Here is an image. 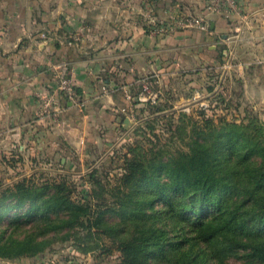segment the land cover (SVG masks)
Wrapping results in <instances>:
<instances>
[{
	"label": "rangeland",
	"instance_id": "obj_1",
	"mask_svg": "<svg viewBox=\"0 0 264 264\" xmlns=\"http://www.w3.org/2000/svg\"><path fill=\"white\" fill-rule=\"evenodd\" d=\"M181 41L184 47L180 50L182 64L178 75L166 78L162 86H152V92L159 93L158 101L141 102L138 88V100L123 113L118 125L98 129L94 137H90L92 140L88 139L81 148L73 146L65 131L58 132L53 133L58 139L56 144L47 142V148L38 149V153L16 165L10 161L0 164V195L24 179L32 180L39 188L50 186L40 190L39 197L11 213L12 216L6 215L3 229L9 225L7 218L13 219L39 205L41 196L46 191L52 193L51 186L55 183L65 184L72 200L87 210L75 228L56 236L51 230L49 237L54 235V238L44 252L34 257L0 258V264H123L118 244L141 232L159 238L158 231L148 232L149 228L155 227L168 231L171 243L178 239L180 230L192 233L186 249L194 256L200 254L202 259L200 262L194 258L186 259L182 264H264L260 260H250L242 249L231 253L224 233L212 243L195 239L198 233L195 227L184 220L178 223L171 212L164 211L167 204L157 189V183L143 182L144 178L152 176L161 184L167 183V193L175 200L176 206L187 207L189 202L184 196L178 199L180 194L174 192L176 185L168 177L164 165L173 163L180 154L207 148L213 156L216 175L228 189L232 187V194L259 192L264 197V186H257L250 180L260 174V163H264V151L255 145H264V109L237 99L236 91L234 99L226 101L221 85L223 73L219 67L211 65L215 57V63L222 61L221 52L212 53L204 35L195 31L194 37ZM194 44L195 48L192 47ZM202 59L207 61L201 63ZM131 161L142 164L143 168L137 172L136 180L125 183L124 175ZM255 169L257 174L253 175ZM4 203L9 204L4 206L1 203L0 208H9L11 201ZM256 205L245 213L246 207L238 203L229 207L224 217H220L217 208L206 207L202 215L209 213L211 223L217 227L229 220L250 221L254 228L252 236L259 246L264 247V222L257 219V215L263 212L264 203ZM66 215L69 214L57 212L45 222H56L54 218L61 221ZM189 215L188 212L184 219L191 223ZM89 219L91 222L101 219V226H90ZM40 226L42 224L38 221L26 229L36 234L40 232ZM112 228L113 235L104 232V229ZM175 249L176 246L172 245L163 251L157 250L150 257V263L174 264L180 255ZM218 253L223 255L222 260L215 256Z\"/></svg>",
	"mask_w": 264,
	"mask_h": 264
},
{
	"label": "crops",
	"instance_id": "obj_2",
	"mask_svg": "<svg viewBox=\"0 0 264 264\" xmlns=\"http://www.w3.org/2000/svg\"><path fill=\"white\" fill-rule=\"evenodd\" d=\"M208 2L0 0V164L16 165L47 148V142L56 144L58 132L65 131L79 149L98 129L118 125L138 100L143 78L150 76L154 85L162 86L166 78L178 75L184 47L180 42L195 31L208 39L212 53L221 52L222 61L215 63V57L211 65L223 73L226 101L236 91L237 99L264 109V0H241L242 12L222 14L208 13ZM151 6L162 20L177 10L203 15L210 30L154 35L147 20ZM44 32L49 33L47 40L40 37ZM229 53L232 66L225 71ZM64 65L73 71L84 106L68 101L62 120L55 121L40 114L36 93H57ZM153 94L158 101L159 93Z\"/></svg>",
	"mask_w": 264,
	"mask_h": 264
},
{
	"label": "trees",
	"instance_id": "obj_3",
	"mask_svg": "<svg viewBox=\"0 0 264 264\" xmlns=\"http://www.w3.org/2000/svg\"><path fill=\"white\" fill-rule=\"evenodd\" d=\"M80 98V91L77 88ZM68 101L63 98V103L66 105ZM157 103V102H156ZM261 150L264 151V145L255 143ZM260 174H257V169L254 170L256 176L250 179L255 181L257 186H264V163H260ZM164 167L167 170V175L171 181L176 185L174 192L180 194L178 199L183 196L189 205L187 207L180 208L176 206V202L167 193V183L161 184L160 180H154L152 176L143 179L146 184L157 183V189L164 197L167 204L164 211L171 212L176 221H186L192 227H195V231L198 230L195 239H199L201 242H214L223 233L227 235V248L231 253L238 252L239 250L245 251L250 260H260L264 262V247L257 244L255 238L252 236L254 228L250 221H227L223 226L217 227L211 223L212 217L209 213L202 215L204 208H217L220 211V217L226 215V211L238 203L246 207L244 212L250 211L255 208L256 203H264V197L259 192L251 193L250 195L232 194L233 189L227 188L222 182L221 178L215 173L213 166V156L207 148H201L193 150L190 153L180 154L173 160V163H165ZM259 167V166H258ZM143 165L134 163L131 161L129 169L124 175L123 182L131 183L136 180L135 176L137 172L142 170ZM144 172V171H143ZM252 184V183H251ZM50 187L45 185L41 188L37 187L32 180L24 179L17 183L13 188L4 191L0 195V204L4 206L9 203L4 201H11L9 208H0V258H17V257H34L47 250L52 244L49 237L51 230H54V234H62L64 230H71L80 224L83 215L87 214V210L81 208L72 200L71 195L68 193L65 184H53V192L46 191L40 198L41 202L34 209H29L20 214H17L12 219L11 217L6 220L9 221V225L6 229L2 228V224L5 221V216L16 212L17 209L22 208L26 203L33 201L41 195L40 190ZM246 196V197H245ZM242 201V202H240ZM163 211V212H164ZM262 214L257 215V219H261L264 222V206L262 207ZM57 212H64L69 215L62 216L58 221L54 218ZM83 212V213H82ZM190 213L191 223L184 219L187 213ZM170 213V214H171ZM222 214V215H221ZM225 214V215H224ZM50 215H54L56 222L46 223ZM171 215V216H172ZM224 215V216H223ZM50 218V219H51ZM183 218V219H181ZM90 220V219H89ZM40 221L39 233H31L28 228L36 222ZM43 221V223L41 222ZM94 222V223H93ZM101 219H95L89 225L101 226ZM16 224V226H13ZM237 226V227H234ZM116 231H119L115 229ZM156 230L160 233V237L154 239L146 232H141L138 235L131 237L130 239L123 240L118 244V248L121 249L123 264H151L150 257L156 253L157 250L163 251L165 248H169L172 245L176 246L175 251L180 252L174 264H182L183 260L192 258L195 261H201V255H192V251L186 249L189 245L192 237L185 231L180 230V234L177 236V240L171 243L168 231L164 228L155 227L149 228L148 232ZM113 235L114 228L104 229V232ZM124 233V231H122ZM141 235V236H140ZM65 238L62 239L64 241ZM182 248L184 251H182ZM186 249V250H185ZM167 251H164L166 253ZM221 259L220 253L215 256ZM223 258H226L225 255Z\"/></svg>",
	"mask_w": 264,
	"mask_h": 264
},
{
	"label": "built area",
	"instance_id": "obj_4",
	"mask_svg": "<svg viewBox=\"0 0 264 264\" xmlns=\"http://www.w3.org/2000/svg\"><path fill=\"white\" fill-rule=\"evenodd\" d=\"M242 10L243 3L241 0H209L206 5V11L211 14L242 12ZM147 16L149 31L154 35H166L168 33L175 32L178 29L195 28L202 31L210 30V24L203 15L195 16L177 10L170 13L168 20H162L157 18V15L154 13V9L151 6L147 12ZM40 37L43 40H47L49 38V33L44 32L40 35ZM74 41L76 42L77 38H75ZM74 41H69V44H73ZM231 59L232 56L231 53H229V56H226L224 60L223 66L225 71L231 68ZM57 80V93H36L41 105L40 114L45 117H50L55 121L60 120L61 116L66 111V105L60 100V95L67 101L76 102L81 106H84V103L80 101L77 86L73 78V71L70 67L64 65L58 72ZM153 84L154 81H152L149 77L141 80V101H156L157 96L152 92Z\"/></svg>",
	"mask_w": 264,
	"mask_h": 264
},
{
	"label": "water",
	"instance_id": "obj_5",
	"mask_svg": "<svg viewBox=\"0 0 264 264\" xmlns=\"http://www.w3.org/2000/svg\"><path fill=\"white\" fill-rule=\"evenodd\" d=\"M213 28V27H212Z\"/></svg>",
	"mask_w": 264,
	"mask_h": 264
}]
</instances>
